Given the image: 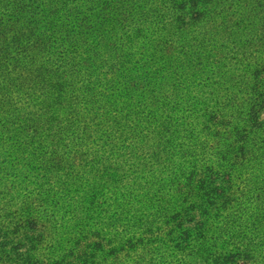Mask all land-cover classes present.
Segmentation results:
<instances>
[{
  "label": "trees",
  "instance_id": "trees-1",
  "mask_svg": "<svg viewBox=\"0 0 264 264\" xmlns=\"http://www.w3.org/2000/svg\"><path fill=\"white\" fill-rule=\"evenodd\" d=\"M226 1L0 0V135L42 148L0 258L264 264V59L223 70Z\"/></svg>",
  "mask_w": 264,
  "mask_h": 264
},
{
  "label": "rangeland",
  "instance_id": "rangeland-1",
  "mask_svg": "<svg viewBox=\"0 0 264 264\" xmlns=\"http://www.w3.org/2000/svg\"><path fill=\"white\" fill-rule=\"evenodd\" d=\"M226 6H229L225 18L226 26L214 38V41L224 46L223 70H241L239 64L243 61L257 66L264 59V1L229 0ZM221 20L223 19L217 21V25L223 23L219 22ZM239 23L242 25L239 26ZM233 30L236 32L234 37H228L235 33L231 34ZM41 150L31 139L25 138L22 143L21 138L0 135V225L9 226L12 216H19L18 208L22 206V202L30 198L29 192L34 178L28 175L26 161L39 158ZM12 224L16 225V220ZM42 230L41 226L35 231L24 230L19 237L24 233L36 236ZM0 235L2 236V232ZM9 237L10 235L7 238ZM26 246L22 245L21 248L25 250ZM0 264L9 262L0 258Z\"/></svg>",
  "mask_w": 264,
  "mask_h": 264
}]
</instances>
